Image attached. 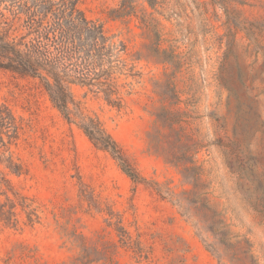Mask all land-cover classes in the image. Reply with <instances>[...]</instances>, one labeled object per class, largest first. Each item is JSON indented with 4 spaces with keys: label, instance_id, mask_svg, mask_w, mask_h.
<instances>
[{
    "label": "rangeland",
    "instance_id": "1",
    "mask_svg": "<svg viewBox=\"0 0 264 264\" xmlns=\"http://www.w3.org/2000/svg\"><path fill=\"white\" fill-rule=\"evenodd\" d=\"M122 1L79 6L127 45L137 75L123 106L79 86L74 94L142 177L183 197L195 190L219 230L199 236L179 206L133 181L33 82L0 72L1 98L26 122L13 150L28 168L19 176L0 166V199L12 195L9 181L43 216L33 226L0 221V264H70L77 250L63 231L116 239L112 211L149 250L141 263L121 251L124 264H264V0H135L117 17ZM173 145L189 157L180 166L166 160ZM186 166L199 167L196 188Z\"/></svg>",
    "mask_w": 264,
    "mask_h": 264
},
{
    "label": "trees",
    "instance_id": "2",
    "mask_svg": "<svg viewBox=\"0 0 264 264\" xmlns=\"http://www.w3.org/2000/svg\"><path fill=\"white\" fill-rule=\"evenodd\" d=\"M147 1L153 7L157 3V0ZM134 2L123 0L113 13L117 17L133 13ZM127 51L124 41L116 40L102 23L85 14L79 0H0V72L33 82L95 146L108 151L133 181L149 183L162 197L179 206L183 215L193 221L199 236L203 227L216 232L219 227L210 219L206 204L196 203L195 190L185 191L183 197L157 181L142 177L100 119L86 114L74 94L75 86L87 88L101 94L108 104L121 108L124 96L129 94L125 91L130 85L126 79L137 75L125 57ZM159 116L167 119L165 114ZM25 127V119L0 96V166L19 176L28 174V168L13 148L22 139ZM181 149L171 146L166 160L180 166L189 159ZM198 170L197 166H186L182 170L185 181L194 188L200 180ZM7 182L12 195L2 194L5 199H0V221L13 227L21 223L30 226L41 223L40 206ZM109 214L105 221L114 230L116 239L99 233L98 238L90 242L83 234L63 231L64 243L77 250L70 264H124L118 257L121 251H130L137 263L149 258V250L139 239L133 238L122 218L113 211Z\"/></svg>",
    "mask_w": 264,
    "mask_h": 264
}]
</instances>
